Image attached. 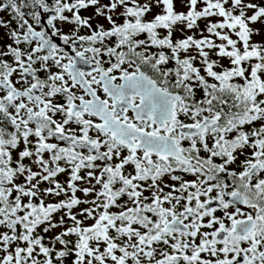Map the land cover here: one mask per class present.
Wrapping results in <instances>:
<instances>
[{
    "label": "snow or ice",
    "instance_id": "1",
    "mask_svg": "<svg viewBox=\"0 0 264 264\" xmlns=\"http://www.w3.org/2000/svg\"><path fill=\"white\" fill-rule=\"evenodd\" d=\"M0 264H264V0H0Z\"/></svg>",
    "mask_w": 264,
    "mask_h": 264
},
{
    "label": "flooded vegetation",
    "instance_id": "2",
    "mask_svg": "<svg viewBox=\"0 0 264 264\" xmlns=\"http://www.w3.org/2000/svg\"><path fill=\"white\" fill-rule=\"evenodd\" d=\"M6 16V14H4ZM258 39V38H257Z\"/></svg>",
    "mask_w": 264,
    "mask_h": 264
}]
</instances>
